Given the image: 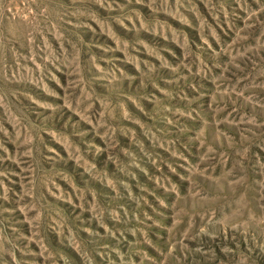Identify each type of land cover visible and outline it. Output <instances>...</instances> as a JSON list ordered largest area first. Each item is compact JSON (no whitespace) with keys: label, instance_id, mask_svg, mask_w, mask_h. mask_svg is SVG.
Returning a JSON list of instances; mask_svg holds the SVG:
<instances>
[{"label":"rangeland","instance_id":"1","mask_svg":"<svg viewBox=\"0 0 264 264\" xmlns=\"http://www.w3.org/2000/svg\"><path fill=\"white\" fill-rule=\"evenodd\" d=\"M0 264H264V0H0Z\"/></svg>","mask_w":264,"mask_h":264}]
</instances>
